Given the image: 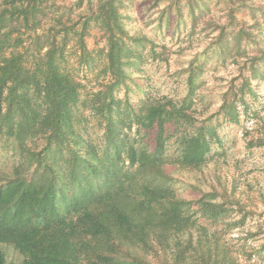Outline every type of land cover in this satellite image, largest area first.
Masks as SVG:
<instances>
[{"label": "trees", "instance_id": "16d2710c", "mask_svg": "<svg viewBox=\"0 0 264 264\" xmlns=\"http://www.w3.org/2000/svg\"><path fill=\"white\" fill-rule=\"evenodd\" d=\"M187 1L196 27L206 20L209 1ZM44 2L0 0V147L13 149L10 170H0V245L13 247L21 264H243L198 220L219 224L233 210L230 204L247 213L248 202L220 177V191L213 186L188 200L178 193L173 173L203 170L220 141L218 124L239 122L257 95L254 81L264 78L263 4L233 1L238 4L230 7L225 23L206 20L207 27L218 30L212 51L224 59L245 57V66L218 110L201 118L193 108L194 61L185 102L167 95L131 100L129 93L138 85L134 73L144 61L141 49L148 46L153 58L162 53L145 34L127 31L125 0H98L94 9L88 0L91 12L83 21L103 29L106 45L98 54L108 79L83 99L82 82L63 64L69 32L78 36L83 66H93L95 56L82 28L75 29L78 22L72 27L57 19L60 27L38 33ZM169 2L182 21L183 1ZM241 8L248 10L251 23L237 14ZM25 31L34 47L25 44ZM81 108L90 110L103 130L96 140ZM177 134L179 151L172 156L170 140ZM248 145L264 147V131ZM30 167L44 170L49 179L34 186ZM148 173L165 182L156 183ZM153 255L161 260L153 262ZM251 260L249 255L244 264H256ZM0 264H10L2 249Z\"/></svg>", "mask_w": 264, "mask_h": 264}, {"label": "rangeland", "instance_id": "374dc122", "mask_svg": "<svg viewBox=\"0 0 264 264\" xmlns=\"http://www.w3.org/2000/svg\"><path fill=\"white\" fill-rule=\"evenodd\" d=\"M91 1V0H90ZM170 0H125L126 7L122 8V20L130 34H145L154 41L157 51L161 52V58H153L149 47L142 48L144 61L139 70L134 73L135 89L129 94L131 100L137 102L148 95L160 97L167 95L176 103L186 101L189 90L188 80L191 74V65L194 61L195 103L193 108L197 115L204 118L215 113L223 100V93L228 89L230 82L239 77L244 67L245 57L226 59L218 52L212 51L215 44L213 38L218 34L214 25L207 27L206 22H214L221 25L227 21L230 7H236L237 0H208L209 11L204 21H199L194 27L189 13L187 0H182L184 19L181 21L176 11L170 5ZM263 4L264 0H253ZM55 2L54 5L51 3ZM93 9L97 7L98 0H92ZM42 33L50 26L58 25L57 19L63 23L75 25V29L84 31V40L87 49L95 56L94 65L83 66L80 63V48L77 43L78 36L70 31L65 52L64 67L75 78L82 82V98H88L92 92L100 88V84L107 80L101 68L105 66V60L100 57V50L106 45L103 29L98 22L90 21L84 24L85 14L91 12L88 0L78 4V0H48L44 2ZM242 19L251 23V16L245 8L237 11ZM260 29L264 33V13H259ZM60 27V25H58ZM55 30V27H54ZM24 31V29L22 30ZM25 44L31 45L28 32L23 34ZM250 51L257 52L250 48ZM240 79V78H239ZM257 95L252 98L250 108L241 112L239 122H221L218 124L220 141L215 142L207 166L203 170L174 171L175 166L170 165L168 170L174 171L178 193L188 199L197 200L203 191H210L216 186L220 191L221 182L229 191L236 190L249 206L250 212L242 211L237 204H230V215L219 224H210L204 219L198 222L207 227L208 233L216 232L219 241L227 245L231 253L240 257L241 263H245L252 255L250 263L264 264V147H250L248 142L256 139L264 131V78L254 81ZM124 95V89L120 90V96ZM88 116L90 132L93 138L102 133L96 117L91 111L81 108ZM215 118V116H214ZM179 134L170 140L169 153L177 155L179 151ZM13 149L3 150L0 147V170L8 171L11 167ZM29 178L34 186L45 183L49 175L36 167L28 168ZM147 176L156 183H164V179L148 173ZM221 178V182L219 180ZM197 208V205H196ZM242 215L246 218L241 222ZM237 221L240 223L234 224ZM195 235L198 231L194 232ZM10 264H21L22 258L11 246L0 245ZM157 263L161 260L155 255L150 256Z\"/></svg>", "mask_w": 264, "mask_h": 264}]
</instances>
